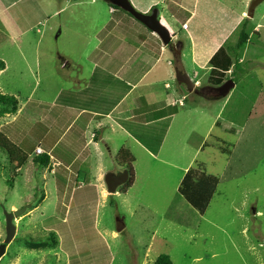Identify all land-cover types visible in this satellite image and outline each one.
Masks as SVG:
<instances>
[{
    "label": "rangeland",
    "instance_id": "374dc122",
    "mask_svg": "<svg viewBox=\"0 0 264 264\" xmlns=\"http://www.w3.org/2000/svg\"><path fill=\"white\" fill-rule=\"evenodd\" d=\"M4 1L6 7L10 6L4 15L10 24L0 22V60L8 65L5 73L0 71V92L17 98L18 109L10 114L0 107V135L6 134L18 144L22 141L20 107L29 98H44L46 78L52 75L58 84L68 83L73 70L84 67V47L90 50L95 37L105 38L119 16L128 22L133 20L120 9L113 8L115 12L109 16L111 8L102 0ZM129 1L140 13L156 2L149 10L157 9L159 17L166 8V14L174 17L169 22L175 26L172 29L178 42L171 41L172 51L165 48L170 73L163 92L194 111L182 119L179 127L189 135L191 144L199 145L209 117L218 105L222 107L218 119L222 126L212 127L206 135L210 138L197 154L193 168L210 170L213 164L221 170L230 163L229 188L223 190L230 198H217L199 216L176 193L171 195L170 183H161L157 195L146 191L144 195L140 183L144 177L138 179L126 198L109 194L103 183L101 198V192L84 187V183H44V171H34V160L18 172L20 168L16 170L15 164L0 152V245L5 239L4 212L24 209L14 218L16 234L0 264H153L160 254L168 255L173 264H264V0ZM194 5L199 8L200 20L207 17L210 35L215 30L223 31L219 36L221 46L234 44L240 24L245 19L249 22L250 43L242 50L238 81L233 79L235 86L225 98L218 97L208 85L210 69L191 61L204 44L208 29L200 30V36L191 35L197 27L189 10ZM223 11L236 17L230 28L228 24L223 27V17L232 21ZM106 21L108 26L104 27ZM181 25L189 30L182 31ZM113 32L120 39L129 30L122 22ZM18 47L37 53L38 59L22 60ZM123 47L124 43L117 44L119 50ZM183 51H187L183 54L186 57L180 60ZM176 71L187 73L195 83L186 97L175 81ZM205 109L210 110L202 112ZM195 123L198 135L191 130ZM228 124L233 129L229 134ZM121 150L134 158L139 156L133 148ZM122 190L120 186L116 191ZM169 194L173 202L168 208ZM49 237L54 238V245L46 242Z\"/></svg>",
    "mask_w": 264,
    "mask_h": 264
},
{
    "label": "crops",
    "instance_id": "0c3cea01",
    "mask_svg": "<svg viewBox=\"0 0 264 264\" xmlns=\"http://www.w3.org/2000/svg\"><path fill=\"white\" fill-rule=\"evenodd\" d=\"M13 3L11 2L10 5ZM151 4L154 6L156 2ZM151 4L146 5L145 10L141 7L143 10L141 13H149ZM8 7L10 6L6 7L4 0H0V22L4 24L9 23L4 17ZM196 8L197 5H194L193 10L189 9L190 17L194 20L193 26H197L191 35L200 36V30L206 27L208 29L204 44H200L201 49L197 50L195 45L197 51L191 61L194 65L196 63L199 66L202 63L208 67L209 59L221 46L219 36L223 31L215 30L210 35L208 32L211 27H208L207 17L204 16L203 20H200L197 16L199 8ZM223 12L230 14L232 18L230 21L223 17L221 20L223 27L228 24L227 27L230 28L232 24H229L234 22L236 17L232 13ZM113 14L114 12L109 13V16ZM159 17L172 34L173 43L178 42L172 29L175 26L172 21L169 22L172 16L166 14V8L162 9ZM116 20L108 32L109 35L106 33L105 38L95 37L90 50L84 47V53L87 51L84 56V67L73 70L72 76L68 77V83L58 84L56 78L49 75L42 92L46 93L44 98L40 101L29 98L24 105H21L20 140L26 138L28 141V144L23 147L25 151H29L33 145H36L24 166L31 164L36 157L45 155L48 157L46 166L42 168L36 164L37 167L34 168L36 172L44 171L46 176V179L42 180L44 183H84V187L87 185L89 188H94L97 193L101 192V198H104V176L107 173L116 175L124 171L114 162L116 154L127 147L139 151L138 158L129 154L134 159V181L125 192L117 193L116 191L114 193L117 194L116 196L126 198L141 177H144L140 182L143 184L144 195L145 191L157 195L158 187L162 189L161 183H170L172 195L176 193L182 178L190 175L194 179L206 181L215 186L211 205L217 198L224 200L230 198L228 193L223 191L224 188H229L227 181L231 179L229 160L227 161L229 166L221 170L213 168V164L210 170L193 168L197 154L210 138V134L206 135L212 127L222 126L218 120L222 107L218 108V105L212 117H209V126L199 145L191 144L189 135L179 127L182 119L186 115L193 114L194 111H188L182 101L171 100L167 96L168 93L163 92L167 90L166 81L170 73L168 68L170 60L164 58L167 49L153 33H148L136 22L131 20L128 22L120 16ZM122 22L126 23L129 32H126L124 38H115L113 31ZM184 23L186 21L182 24ZM107 24L108 21L104 23V27L108 26ZM3 29H6L5 25ZM181 30L188 31L189 27L184 29L181 25ZM120 42L125 44L121 50L117 48ZM180 48L182 49V45ZM156 50L159 51L157 55L154 53ZM186 52H180V60L183 56L186 57L183 55ZM17 54L22 60L25 59L24 57L38 59L37 53H27L21 47L17 48ZM7 68L8 65L5 64L4 73ZM65 93L67 96L62 98ZM221 102L223 105L226 103L225 100ZM29 104L32 107H29ZM173 106L177 111L170 114L169 109ZM209 110L205 109L202 112L207 113ZM230 126L227 134L232 133L233 129ZM191 130L197 135L200 132L196 123ZM218 137L221 141L222 133ZM146 145L150 148L157 145L156 153L151 152ZM37 148L41 150L42 155L36 154ZM20 171L21 168L18 172ZM171 195L167 197L168 208L173 202Z\"/></svg>",
    "mask_w": 264,
    "mask_h": 264
},
{
    "label": "trees",
    "instance_id": "16d2710c",
    "mask_svg": "<svg viewBox=\"0 0 264 264\" xmlns=\"http://www.w3.org/2000/svg\"><path fill=\"white\" fill-rule=\"evenodd\" d=\"M118 9L117 7H112ZM130 16V15H129ZM131 18V17H130ZM132 20L139 24L143 29L148 31L143 25ZM249 22L245 19L240 24V30L237 36V40L234 44H225L220 46L214 55L209 59L207 65L210 68V75L207 78V83L213 90L216 91L218 87L224 84L228 79H235L238 81V73L241 70L240 61L243 48L250 43L249 38ZM150 32V31H148ZM5 64L0 60V71L4 70ZM228 72H230L229 75ZM209 89V88H207ZM0 107L6 110V113L14 114L18 109V100L17 98L9 95H4L0 92ZM170 114H173L177 111L176 107H170ZM159 144V142L157 141ZM28 144V141L23 139L20 143L16 144L11 141V138L8 135H0V152H4L11 163L15 164L18 170L22 165L25 164L28 156L31 154L32 150L36 145H33L29 151H25L23 147ZM145 145V143H143ZM147 148L153 153L157 151V145L154 148L146 145ZM42 155V154H41ZM47 156H38L34 159V162L39 166L44 168L46 166ZM115 163L119 168L124 169L128 174V180L123 185L122 192L133 184L134 181V171L133 163L134 159L127 153L125 150H120L115 156ZM12 165V164H11ZM15 168V167H14ZM215 186L209 182L197 180L191 177L190 175H185L177 190L176 195L180 197L188 206L197 212L199 216H203L214 193ZM46 242L50 245H54V238H47ZM153 264H173L170 257L166 254H160L156 257Z\"/></svg>",
    "mask_w": 264,
    "mask_h": 264
},
{
    "label": "water",
    "instance_id": "95a60500",
    "mask_svg": "<svg viewBox=\"0 0 264 264\" xmlns=\"http://www.w3.org/2000/svg\"><path fill=\"white\" fill-rule=\"evenodd\" d=\"M106 4L117 7L123 12L129 14L135 21L143 25L148 31L153 33L161 42L163 47H169L172 41V36L169 29L161 22L158 17V10L153 8L150 13H140L134 9L129 0H103ZM180 54V53H179ZM175 81L178 84L183 95L186 97L195 88V83L185 72H175ZM233 80L228 79L224 84L216 89L218 97L225 98L234 88ZM128 180V174L124 170L116 175L107 173L104 176V183L109 194L116 193V190L123 186ZM24 209L14 211L13 213L4 212L5 217V239L0 245V258L5 254L6 247L10 244L16 234V227L13 224L14 218L18 217ZM255 214V211H253Z\"/></svg>",
    "mask_w": 264,
    "mask_h": 264
},
{
    "label": "flooded vegetation",
    "instance_id": "af4514ba",
    "mask_svg": "<svg viewBox=\"0 0 264 264\" xmlns=\"http://www.w3.org/2000/svg\"><path fill=\"white\" fill-rule=\"evenodd\" d=\"M102 1H103V0H102ZM107 6H109V9L111 8V5H108V4H107ZM112 7H113V6H112ZM110 12H115V11L113 10V8H111V9H110ZM177 44H178V43H177ZM178 45H179V44H178ZM165 48H169V50L172 51V49H173V45H170L169 47H165Z\"/></svg>",
    "mask_w": 264,
    "mask_h": 264
},
{
    "label": "clouds",
    "instance_id": "9594fccd",
    "mask_svg": "<svg viewBox=\"0 0 264 264\" xmlns=\"http://www.w3.org/2000/svg\"><path fill=\"white\" fill-rule=\"evenodd\" d=\"M172 36V35H171ZM38 149V148H37ZM37 149H35V151H36V154H42V152H40V153H37ZM40 150V149H39ZM41 151V150H40ZM253 215H255V214H253Z\"/></svg>",
    "mask_w": 264,
    "mask_h": 264
},
{
    "label": "built area",
    "instance_id": "2783aa9c",
    "mask_svg": "<svg viewBox=\"0 0 264 264\" xmlns=\"http://www.w3.org/2000/svg\"><path fill=\"white\" fill-rule=\"evenodd\" d=\"M41 151L39 149H37V153H40Z\"/></svg>",
    "mask_w": 264,
    "mask_h": 264
}]
</instances>
